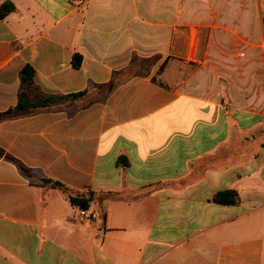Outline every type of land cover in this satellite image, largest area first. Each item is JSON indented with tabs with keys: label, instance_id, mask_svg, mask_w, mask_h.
Wrapping results in <instances>:
<instances>
[{
	"label": "crops",
	"instance_id": "1",
	"mask_svg": "<svg viewBox=\"0 0 264 264\" xmlns=\"http://www.w3.org/2000/svg\"><path fill=\"white\" fill-rule=\"evenodd\" d=\"M6 2L0 264H264V0Z\"/></svg>",
	"mask_w": 264,
	"mask_h": 264
},
{
	"label": "trees",
	"instance_id": "2",
	"mask_svg": "<svg viewBox=\"0 0 264 264\" xmlns=\"http://www.w3.org/2000/svg\"><path fill=\"white\" fill-rule=\"evenodd\" d=\"M13 10H14V6L11 3H9V2L3 3L0 6V18L3 19L8 14H10ZM79 65H80V62L77 59V61H75V66L79 67ZM33 80H34L33 69L31 67L24 68L22 71L23 86L25 84H28V83H33ZM79 95H82V93ZM52 99H42L38 104H32V103L27 101L26 95L23 92H21V94L19 96L18 105L15 108H12L5 113H0V116H7V115H10L12 113H15L18 111H23V110H26L28 108L34 107V106H45ZM0 157H5L7 160L15 163L19 167L21 172H23L27 176H31V170L28 167H26L21 161H19L17 158L12 156L11 154L6 153L5 150H3L2 148H0ZM43 185L51 187V188H56V189L63 191L67 195L71 204L73 206L81 208V209L89 210L91 207V203L93 202L94 197H95L94 192H91V191H87V192L86 191L85 192L73 191L72 189H70L66 185L62 184L61 182L53 181L51 179H44ZM213 201L215 203H219V204L235 205L239 202V197L236 194V192L225 191V192L218 193L214 197Z\"/></svg>",
	"mask_w": 264,
	"mask_h": 264
},
{
	"label": "built area",
	"instance_id": "3",
	"mask_svg": "<svg viewBox=\"0 0 264 264\" xmlns=\"http://www.w3.org/2000/svg\"><path fill=\"white\" fill-rule=\"evenodd\" d=\"M78 215H79V218L83 220H91L93 217V215L89 212V210L81 209V208H79L78 210Z\"/></svg>",
	"mask_w": 264,
	"mask_h": 264
},
{
	"label": "rangeland",
	"instance_id": "4",
	"mask_svg": "<svg viewBox=\"0 0 264 264\" xmlns=\"http://www.w3.org/2000/svg\"><path fill=\"white\" fill-rule=\"evenodd\" d=\"M249 135L251 134H245V137H247L249 141L247 140L248 142L245 144L244 148H257V144L254 143L255 141H253L252 138L249 137ZM251 141H253V143H251Z\"/></svg>",
	"mask_w": 264,
	"mask_h": 264
}]
</instances>
